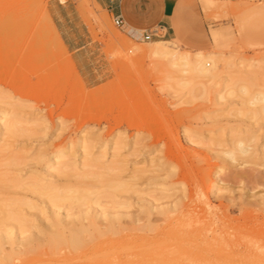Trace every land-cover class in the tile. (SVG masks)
I'll list each match as a JSON object with an SVG mask.
<instances>
[{
	"label": "rangeland",
	"instance_id": "rangeland-1",
	"mask_svg": "<svg viewBox=\"0 0 264 264\" xmlns=\"http://www.w3.org/2000/svg\"><path fill=\"white\" fill-rule=\"evenodd\" d=\"M172 21L164 37L144 42L117 29L94 0H0V113L33 121L21 135L0 132V199L36 206L19 208L29 218L25 230L35 228L45 217L42 201L12 180L49 176L57 166L45 157L56 152L79 172L87 170L86 150L104 152L106 166L116 145L120 176L139 175L135 192L115 201L140 210L156 199L144 221L153 231L137 240L127 264H264V113L237 93L239 84L264 90V0H179ZM163 40L190 55H216L214 84L203 92L199 76L150 57ZM238 140L252 158L239 154ZM95 169L87 171L115 172ZM58 176L54 185L74 183ZM83 259L75 264L98 258Z\"/></svg>",
	"mask_w": 264,
	"mask_h": 264
},
{
	"label": "bare ground",
	"instance_id": "bare-ground-1",
	"mask_svg": "<svg viewBox=\"0 0 264 264\" xmlns=\"http://www.w3.org/2000/svg\"><path fill=\"white\" fill-rule=\"evenodd\" d=\"M149 56L157 60L159 59L160 61L162 60L165 62L164 65L168 66L167 68H173V70L175 69L174 71H176L178 67H181L186 73H193L191 76H199L200 79L197 78L200 80V87L203 92L207 91L206 87L208 89V85L211 86L214 84L215 78H217L215 77L217 76L215 66L217 58L214 54L203 55L198 52L190 55L187 52L179 51L173 42L163 40L154 42V47L149 51ZM5 61L6 58L4 56L1 57L0 63H4ZM179 70L182 72L181 69ZM189 83L193 82L190 81ZM239 85L237 93L240 94L238 98L241 99V95L243 97L245 96L246 101L244 102L246 105L252 107L259 106L256 109L264 113V90L252 93L247 90L249 88L247 84V86L240 85L241 87ZM236 86L233 85V89H235ZM227 88H229V90L232 89L229 85L225 87V90ZM17 116L16 114L11 115L4 111L1 112L0 132H7L6 134H16L19 132L18 135H21L20 132L22 133L25 130V126L22 127V125H27L26 127H28L33 122L32 119L30 121ZM86 147L87 145H84L83 149H87ZM234 147L239 154L241 153L244 156L246 155L252 158V155L255 154L251 151V147L246 146L242 140H238ZM115 150L116 145L113 148L108 163L110 167H108V164L105 166L101 163L102 159L105 157L104 152L99 153L96 157H92L90 156L91 154L89 155V152H87L88 150H86L84 152L85 158L81 163L82 169L90 170L94 167L96 169L100 167V169L103 168L102 171H115L112 172L114 174L110 177H107L106 174L92 175L91 172L87 170L79 172L74 163H60L58 160L62 157V153L56 152L45 157L47 164L56 162L55 165L57 166L53 172L49 173V176L40 174L39 176H27L23 180H12V178L13 188H21L27 191L26 193L29 192L36 196V199H41L45 211L42 210V212H40L45 214V217L41 219V222L39 221L35 228L30 226V228L27 227L30 231H28L29 229L25 230L28 225L26 220L29 218L25 220L26 217H24V214L20 211L21 206H27L29 209L36 208V206L29 205V203L26 204V201L24 202L20 199H0V264H14V261L17 259L20 260L21 256H26L27 258V254H33V252L34 254L38 253V255L32 258L34 262L31 264H43L44 262H47V264H58L60 262L61 264L62 261L68 264H75V262L78 260L80 261V259L82 261L83 258L92 259L94 257L98 258L95 264H127L130 262L132 259L130 257L134 253H138H133V250L136 249L137 240L139 241L142 239L143 241V239L147 238L146 233L153 231L150 230L148 227L149 225H146L144 221L148 220V215L155 209L153 202H156V199L149 198L146 206L141 207L142 209L140 210H136L132 206L133 202H127L124 198H119V200L115 201L116 195L128 196L130 193L132 194L135 192L132 190V187L137 185L136 179L139 175L137 171H132L127 179L120 176L124 169L122 168L123 166H120V161L116 159ZM230 152H227L228 157L234 155V153L232 155V152ZM262 156L264 158V145L262 147ZM42 158H44V156H42ZM234 160L235 159L231 161ZM112 165H114V167H111ZM116 171H119L118 174H116ZM58 175H69L74 178V183L72 186L54 185L52 180ZM90 178L93 179L92 182L94 183L85 181L86 179L90 180ZM3 183L4 182H2V185ZM97 185H100L99 188L102 189V192H99ZM10 188L8 187V189ZM158 190L160 192L165 191L160 185ZM0 196L2 197L3 195ZM160 196H162V194ZM7 197L9 198V195ZM13 197L15 198V196ZM102 199L112 200V203L110 206L103 208L101 207L102 204H99ZM60 206H65V210L59 209ZM5 223H10L12 225L6 227L4 225ZM31 228L35 230L31 231ZM144 243L147 242L144 241ZM148 244L149 243H147V245ZM16 246H18L19 249L16 250ZM137 255H135L136 258L140 257L139 255L137 257ZM149 257L146 258L148 259ZM26 258L24 257V259ZM154 259L156 258H153L152 261H154ZM158 260L156 261L159 264ZM156 261L153 263H156ZM164 261H162V263L166 264Z\"/></svg>",
	"mask_w": 264,
	"mask_h": 264
},
{
	"label": "crops",
	"instance_id": "crops-1",
	"mask_svg": "<svg viewBox=\"0 0 264 264\" xmlns=\"http://www.w3.org/2000/svg\"><path fill=\"white\" fill-rule=\"evenodd\" d=\"M179 0H94L111 16L120 15L124 31L137 35L144 30L160 26L165 34L173 27L172 15Z\"/></svg>",
	"mask_w": 264,
	"mask_h": 264
},
{
	"label": "built area",
	"instance_id": "built-area-1",
	"mask_svg": "<svg viewBox=\"0 0 264 264\" xmlns=\"http://www.w3.org/2000/svg\"><path fill=\"white\" fill-rule=\"evenodd\" d=\"M112 22H113V25L117 29L124 30V21L120 15L112 16ZM130 36L135 38V39H140L144 42H148L151 39L156 38V37H159V38L164 37L165 31L162 27L155 26L151 29L141 31V33L138 35L136 33H132V34H130Z\"/></svg>",
	"mask_w": 264,
	"mask_h": 264
}]
</instances>
